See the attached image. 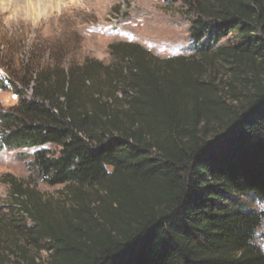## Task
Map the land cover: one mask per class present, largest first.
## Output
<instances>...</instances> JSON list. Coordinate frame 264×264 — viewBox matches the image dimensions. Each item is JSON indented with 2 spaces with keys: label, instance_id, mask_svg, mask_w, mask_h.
I'll return each mask as SVG.
<instances>
[{
  "label": "trees",
  "instance_id": "1",
  "mask_svg": "<svg viewBox=\"0 0 264 264\" xmlns=\"http://www.w3.org/2000/svg\"><path fill=\"white\" fill-rule=\"evenodd\" d=\"M183 3L191 57L118 42L108 65L0 73L19 99L0 109V151L38 149L30 171L72 204L55 217L13 182L33 227L0 216V264H39L26 233L50 264H264V214L243 201L264 203V0Z\"/></svg>",
  "mask_w": 264,
  "mask_h": 264
},
{
  "label": "rangeland",
  "instance_id": "2",
  "mask_svg": "<svg viewBox=\"0 0 264 264\" xmlns=\"http://www.w3.org/2000/svg\"><path fill=\"white\" fill-rule=\"evenodd\" d=\"M193 20L183 0H0V73L24 76L27 68L67 69L92 59L108 65L112 62L110 45L118 42L140 44L163 59L191 57L195 54L190 37ZM235 43L230 35L221 45ZM219 74L220 79L227 77L225 69ZM18 103L14 93L0 90V109L9 110ZM43 148L59 151L53 145ZM37 150L0 151V216L24 226L29 223V228L33 224L17 212L13 182L27 189L25 201L29 199L31 206L41 202L55 217L63 218L72 207L63 186L46 185L30 171ZM243 201L264 214V203ZM18 237L15 241L37 263L50 264L45 241L37 236L29 240V233ZM255 244L264 251V221Z\"/></svg>",
  "mask_w": 264,
  "mask_h": 264
}]
</instances>
